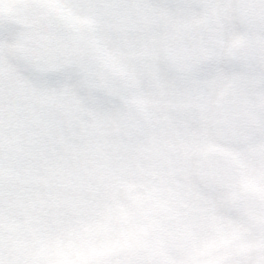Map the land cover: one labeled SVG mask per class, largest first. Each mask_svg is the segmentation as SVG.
<instances>
[{"label": "snow or ice", "instance_id": "1", "mask_svg": "<svg viewBox=\"0 0 264 264\" xmlns=\"http://www.w3.org/2000/svg\"><path fill=\"white\" fill-rule=\"evenodd\" d=\"M0 264H264V0H0Z\"/></svg>", "mask_w": 264, "mask_h": 264}]
</instances>
